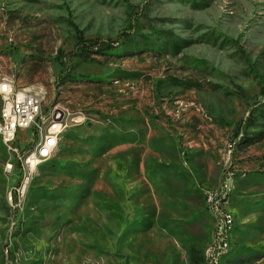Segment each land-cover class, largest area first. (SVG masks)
Segmentation results:
<instances>
[{"label":"rangeland","instance_id":"374dc122","mask_svg":"<svg viewBox=\"0 0 264 264\" xmlns=\"http://www.w3.org/2000/svg\"><path fill=\"white\" fill-rule=\"evenodd\" d=\"M7 78L68 125L18 205L0 139V264H207L226 174L221 264H264V0H0Z\"/></svg>","mask_w":264,"mask_h":264},{"label":"built area","instance_id":"2783aa9c","mask_svg":"<svg viewBox=\"0 0 264 264\" xmlns=\"http://www.w3.org/2000/svg\"><path fill=\"white\" fill-rule=\"evenodd\" d=\"M2 94L3 116L6 125H0V132L5 141H12V150L16 156V166L19 163L21 172L20 180L16 182L12 191V198L16 205L22 202L24 190L28 189L29 177L35 171V162L39 158L52 156L54 151V134L59 127L68 125L65 113L61 110H44L43 100L45 96H24L14 80L10 78L0 81ZM81 120L83 119L80 118ZM41 123H48V130H41ZM28 135V143L18 142L16 139L17 131H31ZM39 138H46L45 150H38ZM32 144V145H31ZM31 145V146H30ZM9 171V164H7ZM230 175L222 178L220 188L208 190L206 201L213 217H215V227L207 254L210 256V264H215L217 251L227 250L230 245L225 234V228L232 221L227 216V197L232 188Z\"/></svg>","mask_w":264,"mask_h":264},{"label":"bare ground","instance_id":"6f19581e","mask_svg":"<svg viewBox=\"0 0 264 264\" xmlns=\"http://www.w3.org/2000/svg\"><path fill=\"white\" fill-rule=\"evenodd\" d=\"M5 79H2L1 81H4ZM22 95L24 96H43V94L39 91H33L32 89H28V88H19ZM0 97H1V101H2V94H1V90H0ZM2 104V103H1ZM0 116H3V107L1 108V112H0ZM0 125H6L5 122V118H0ZM67 125L59 127L58 131L55 132L53 138H54V150L58 145L59 142V136L62 133V131L65 129ZM41 130H48V123H41ZM20 132H25V131H17L16 132V139L19 137V133ZM0 139H2L3 143L8 147L10 153H11V160L8 163L9 164V171L10 173L15 169L16 166V156L14 154V151L12 150V141H5L3 134L0 132ZM18 140V139H17ZM22 141V140H21ZM46 148V138H39L38 140V150H45ZM51 157V156H49ZM49 157H43V158H39L37 159V161L35 162V170L47 159H49ZM33 175L31 177H29L28 180V189L24 190V194L22 196V200L23 198H25V196L27 195V192L29 191V187L32 183L35 171H33ZM12 194V193H11ZM9 196L10 201H13L12 196ZM211 211V210H210ZM227 216L230 218V220L232 221L231 223H229V225L227 226V228H225V234L227 235L228 240L231 239V231L234 227V217H232L231 213L228 211L227 208ZM230 248V245H229ZM229 248L227 250H220L217 251V254L215 256V264H221L224 257L229 253ZM207 264H210V256H208L207 254Z\"/></svg>","mask_w":264,"mask_h":264},{"label":"trees","instance_id":"16d2710c","mask_svg":"<svg viewBox=\"0 0 264 264\" xmlns=\"http://www.w3.org/2000/svg\"><path fill=\"white\" fill-rule=\"evenodd\" d=\"M189 1V0H188ZM202 5V3H196L194 6L196 7ZM77 36V44L75 49L72 52H69V54L65 55L66 59H70V56H77L81 57L85 60H93V58L97 55H105L108 54V51L113 47V44H108L105 42H102L100 40H96V42H89L86 41L83 36L80 34H76ZM172 46L174 48L178 47L177 42H172ZM71 53V54H70ZM67 60V61H68ZM66 71L63 74V77L61 75L58 77V82L64 83V81L73 79L75 76L72 74V70H70V67L67 65L65 67ZM251 123H254L253 118L250 117L244 122V127L250 125ZM17 168H20L19 163H17ZM20 180V178L17 180V182Z\"/></svg>","mask_w":264,"mask_h":264},{"label":"crops","instance_id":"0c3cea01","mask_svg":"<svg viewBox=\"0 0 264 264\" xmlns=\"http://www.w3.org/2000/svg\"><path fill=\"white\" fill-rule=\"evenodd\" d=\"M226 259V256L224 257V259L223 260H225Z\"/></svg>","mask_w":264,"mask_h":264}]
</instances>
